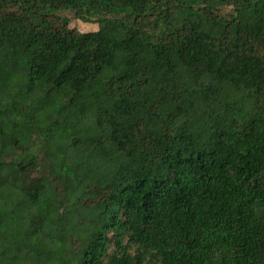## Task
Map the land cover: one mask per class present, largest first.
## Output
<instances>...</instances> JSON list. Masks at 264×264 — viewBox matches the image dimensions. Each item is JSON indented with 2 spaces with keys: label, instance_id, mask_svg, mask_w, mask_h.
I'll return each mask as SVG.
<instances>
[{
  "label": "trees",
  "instance_id": "trees-1",
  "mask_svg": "<svg viewBox=\"0 0 264 264\" xmlns=\"http://www.w3.org/2000/svg\"><path fill=\"white\" fill-rule=\"evenodd\" d=\"M0 264H264V0H0Z\"/></svg>",
  "mask_w": 264,
  "mask_h": 264
},
{
  "label": "rangeland",
  "instance_id": "rangeland-1",
  "mask_svg": "<svg viewBox=\"0 0 264 264\" xmlns=\"http://www.w3.org/2000/svg\"><path fill=\"white\" fill-rule=\"evenodd\" d=\"M59 14L68 17L70 19L71 25L78 27L81 31L97 29V23L93 20L82 21L81 19L75 18L70 11H60Z\"/></svg>",
  "mask_w": 264,
  "mask_h": 264
}]
</instances>
